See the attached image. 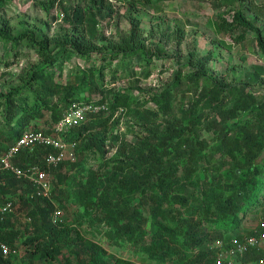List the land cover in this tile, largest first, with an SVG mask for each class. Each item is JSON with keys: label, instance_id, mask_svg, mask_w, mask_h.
Masks as SVG:
<instances>
[{"label": "trees", "instance_id": "1", "mask_svg": "<svg viewBox=\"0 0 264 264\" xmlns=\"http://www.w3.org/2000/svg\"><path fill=\"white\" fill-rule=\"evenodd\" d=\"M125 1L138 10L140 5L157 7L163 0ZM6 2L0 0V81L21 48L34 51L37 60L19 73L10 72L17 82L0 91V144H14L25 130L38 129L35 121L45 119L47 112L50 124L42 129L49 130L73 101L107 104L108 110L91 115L63 135L77 142L75 161L48 168L45 156L55 152L51 145L23 149L15 157L14 164L23 170L39 164L54 172L57 180L52 181L51 197L33 195L34 186L12 171L0 173L4 197L0 203L9 198L15 207L18 195L31 226L13 220V212L0 216V242L17 251L7 258L0 251V264H37V260L40 264H131L85 233H98L157 264H213L209 243L239 234L249 213L264 211V98L247 84L215 82L209 69L213 53L199 55L193 50L182 65L189 68L187 73L178 68L172 81L148 98L137 85L115 92L100 89L108 68L112 81L139 74L133 71L136 66L149 77L153 61L169 57L163 40L171 33L165 30L162 39H151L144 34L140 18L131 15L127 32L107 37L99 25L116 12L108 0H79L74 5L61 1L63 20L53 33L55 17L33 22L20 18L16 29L2 12ZM58 2L36 0L47 14ZM218 4L234 7L231 18L225 13L217 16L218 32L234 43L244 42L248 32H254L264 56V28L255 23L264 20V9L253 0H218ZM184 35L179 30L173 39L180 44ZM74 56L85 65L77 66L81 73L75 81H62L66 62ZM2 66L6 71L1 72ZM183 80L200 90L177 115L174 91ZM135 89L143 94L145 105L155 106H142ZM97 92L100 98L94 97ZM120 110L134 114L141 126L142 134L129 128L137 135L135 141L116 132L120 117L114 115ZM91 155L101 161L87 169ZM66 166L74 167L75 173H62ZM57 203L81 207L76 225L53 220ZM19 240L28 250L21 260Z\"/></svg>", "mask_w": 264, "mask_h": 264}, {"label": "rangeland", "instance_id": "2", "mask_svg": "<svg viewBox=\"0 0 264 264\" xmlns=\"http://www.w3.org/2000/svg\"><path fill=\"white\" fill-rule=\"evenodd\" d=\"M64 4L71 5L76 4L79 0H61ZM61 1L56 4V7L47 14L37 3L36 0H7L4 4L2 12L12 20V24L15 28H20V18H25L30 22H33L36 18L52 20L51 32L58 31L59 26L62 24L61 14ZM114 6L116 12L112 16L102 18L99 28L102 29L105 35L109 38H115L120 34L127 32L130 28L131 20L130 16L134 15L140 18L142 22V28L144 34L151 39H162L161 32L169 31L171 37L164 39L165 51L169 54V57L161 59H155L152 65V73L149 77H146L144 72L140 70L139 66L135 69L139 70V74L133 76H124L123 79H117L112 81L111 70L106 69V77L104 85L99 86L100 89H109L110 92L124 90L132 85L140 86L144 91V95L148 98V95L152 92L161 90L166 84L172 81V76L178 68H182L183 74H186L187 67L182 66L189 57L190 51H195L197 54L213 53L212 59L209 62V69L214 77L215 82L223 81L225 84H247L258 98H264V56L261 53L257 42L255 40L256 34L249 31L244 42L234 43L231 37L223 33L218 32L215 26V20L218 15L224 14L231 18V12L234 7L232 4L219 5L218 0H163L159 4L152 6H139L138 10H133L125 0H108ZM256 4H259L264 9V0H253ZM264 12V10H262ZM247 15L253 17V13L246 10ZM256 25L264 28V20L260 18L256 20ZM179 30L184 32V38L182 43H178L173 39V36L178 34ZM3 54L2 44L0 45V55ZM16 62L12 65L8 71L2 66L1 72L6 71V75L0 81V91L4 90L8 84L16 83V76H12L10 72L19 73L23 68H27L30 64L36 62L37 58L31 49L21 48V52L16 57ZM138 62V59L134 60ZM117 61L113 67L116 66ZM76 56L70 61L66 62L64 73L60 78L62 81H75L78 73H81V69L77 66H84ZM255 75V77L252 76ZM7 84V85H6ZM200 89L196 88L192 82L183 80L180 87L176 88L174 93L173 106L175 114L180 115L182 108H188L190 101L197 96ZM135 95L139 96L138 100L143 103V94L135 89ZM95 98H100V92L94 94ZM145 106L154 107L153 102H149ZM117 111L114 118L120 117V123L116 128V132L127 134L128 140L135 141L137 135L129 131V128H133L142 134L141 126L137 124V118L134 114ZM61 114V111L59 112ZM107 115V113H105ZM51 115L47 112L45 119L37 120L36 128H45L50 124ZM34 124V123H33ZM209 133L205 134L208 136ZM100 156H88L86 159V166L88 168H96L100 163ZM72 172L75 173L74 167L66 166L62 173ZM52 181H56V175L50 170ZM62 188L66 190V186L62 185ZM16 196V206L14 210L13 220L17 218L22 226H27L30 221L27 220V208L22 205L18 195ZM57 208L63 211L62 216L58 221H67L76 225V214L81 207L76 205H59ZM78 209V210H77ZM263 210L253 211L249 213L241 224L240 229L248 231L252 226L256 225L258 219L264 215ZM56 221V222H58ZM28 227H31L28 225ZM87 226H85V229ZM31 233L30 231L27 232ZM85 235L89 238L99 241L109 253H114L118 256H122L125 260H131V264H157L150 260H144L142 254L132 251L128 248H121L111 244L105 237L96 233ZM19 260L27 255V248L19 240ZM15 263V262H14ZM37 264H40V260H37Z\"/></svg>", "mask_w": 264, "mask_h": 264}, {"label": "built area", "instance_id": "3", "mask_svg": "<svg viewBox=\"0 0 264 264\" xmlns=\"http://www.w3.org/2000/svg\"><path fill=\"white\" fill-rule=\"evenodd\" d=\"M108 110L107 104L84 103L73 101L64 110L59 121L50 125L49 130L27 129L14 144L2 146L0 144V173L4 170L12 171L18 178L26 179L35 188L34 194L41 197H51L52 177L47 168L34 164L26 169H21L14 164L15 157L23 150H33L38 145H51L55 152L45 156L47 167L56 166L60 162L77 159L76 141H67L63 135L73 127L80 126L88 121L91 115ZM1 183V180H0ZM0 197H2L0 195ZM4 198V197H2ZM6 202L0 203V216L2 219L14 212L13 201L5 198ZM63 211L56 208L53 220L56 222ZM30 221V218H27ZM213 249V264H264V216L260 217L256 225L250 230H241L228 239L217 238L209 243ZM0 251L5 258L17 252L7 243L0 242Z\"/></svg>", "mask_w": 264, "mask_h": 264}]
</instances>
